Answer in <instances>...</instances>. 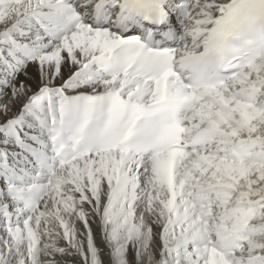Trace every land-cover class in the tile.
Masks as SVG:
<instances>
[{
	"label": "snow or ice",
	"instance_id": "1",
	"mask_svg": "<svg viewBox=\"0 0 264 264\" xmlns=\"http://www.w3.org/2000/svg\"><path fill=\"white\" fill-rule=\"evenodd\" d=\"M77 257L264 264V0H0V264Z\"/></svg>",
	"mask_w": 264,
	"mask_h": 264
},
{
	"label": "bare ground",
	"instance_id": "2",
	"mask_svg": "<svg viewBox=\"0 0 264 264\" xmlns=\"http://www.w3.org/2000/svg\"><path fill=\"white\" fill-rule=\"evenodd\" d=\"M70 71H71V68H66L65 69V76H67ZM31 76H32V79L30 81V84L33 87V90H35V88L39 84L38 74H37V70H36L35 67H33L31 69ZM77 227L79 228V230L81 232H83V226L82 225H77ZM93 227H94V230H95V225ZM97 240L99 241V235L98 234H97ZM74 264H79V258L78 257L76 258Z\"/></svg>",
	"mask_w": 264,
	"mask_h": 264
}]
</instances>
